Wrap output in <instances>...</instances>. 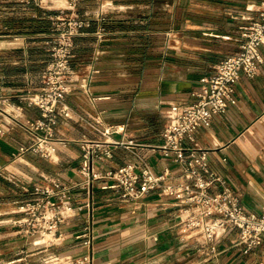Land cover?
Segmentation results:
<instances>
[{"label":"crops","instance_id":"obj_1","mask_svg":"<svg viewBox=\"0 0 264 264\" xmlns=\"http://www.w3.org/2000/svg\"><path fill=\"white\" fill-rule=\"evenodd\" d=\"M0 0V252L4 257L21 250L29 264L54 253L48 264H264V242L245 251L236 228L217 240V251L197 249L201 235L182 225L183 213L175 199L157 188L134 202L112 188L92 187L90 208L64 220L57 243L35 246L16 220L21 200L36 183L50 178L77 177L80 140L106 139L111 156L98 165L111 168L145 159L155 173L164 168L177 182L181 164L159 148L171 103L194 100L199 78L214 64L236 52L240 32L257 14L259 0ZM54 1H57L56 3ZM87 18L74 38L71 78L91 72L88 90L76 86L65 95L68 115H59L54 128L65 143L50 141L46 157L18 146L33 136L22 125L39 115V108L20 100L40 86V70L48 59V33L60 12ZM100 14V16L98 15ZM103 30L98 37L96 30ZM23 34L14 40L11 35ZM255 75L240 72L235 101L195 130V140L208 150V164L221 174L247 209L264 206V46ZM107 95L105 98L97 96ZM19 105L14 110L11 104ZM108 132L103 134V129ZM219 186H213L212 190ZM7 193V195H5ZM77 189L74 201H85ZM10 208L4 209V201ZM1 220V219H0ZM90 223L92 244L77 236ZM88 259L79 262L84 255ZM75 261V263H73Z\"/></svg>","mask_w":264,"mask_h":264},{"label":"built area","instance_id":"obj_2","mask_svg":"<svg viewBox=\"0 0 264 264\" xmlns=\"http://www.w3.org/2000/svg\"><path fill=\"white\" fill-rule=\"evenodd\" d=\"M24 1L45 6L50 0ZM86 22L87 18L73 10L62 11L53 18L47 39L48 59L39 73V89L19 96L20 100L35 104L39 108V115L22 123L33 137L18 146L17 154L31 150L49 157L52 151L50 141L65 143V139L54 134L59 115H68L70 111L65 95L77 85L88 90L91 80V72L76 81L71 78L74 38ZM96 34L102 37V28L96 30ZM25 37L23 34L11 35L14 40H24ZM262 46L264 0H259L256 16L240 32L238 50L220 59L210 72L199 78V87L193 91L194 100L170 104L159 148L163 154L172 156L174 161L181 164V181H165L171 176L170 170L164 168L155 173L143 158L127 161L115 168L99 166V161L111 156L109 141L83 138L80 140L81 158L76 168L77 177L70 181L50 178L47 183H36L30 189L29 196L17 205V211L22 215L16 222L22 232L31 236L37 247L57 243L62 236L59 225L77 211L91 207L92 187L95 181L104 179L109 181L101 183L102 188H112L121 198L134 202L155 188L161 194L173 197L183 213L181 221L184 229L201 235L202 241L197 249L207 255L217 251L218 238L230 228L238 230V242L245 251L264 242V206L261 211L243 206L226 179L210 168L208 150L198 145L194 135L199 125L208 122L214 114L225 112L229 104L235 101V82L240 72L248 76L256 74L263 59ZM105 97L108 96H97ZM5 99L0 97V103ZM11 105L14 110L19 107L14 103ZM2 111L0 107V114ZM107 132V128H104L103 134ZM217 185L219 187L212 190ZM77 189H85V201H74ZM77 236L83 237L82 242L91 246V224L87 223ZM23 252L21 250L14 254L6 263L29 264L27 252ZM54 257V253H49L41 257L40 264H48ZM87 259L88 254L79 262Z\"/></svg>","mask_w":264,"mask_h":264},{"label":"rangeland","instance_id":"obj_3","mask_svg":"<svg viewBox=\"0 0 264 264\" xmlns=\"http://www.w3.org/2000/svg\"><path fill=\"white\" fill-rule=\"evenodd\" d=\"M24 1V0H23ZM55 3L57 2V1H54ZM49 3H51V1H47L46 3H45V5H47V4H49ZM39 6V5H38ZM5 195H7V193H5ZM1 207H3L4 209H6V208H10V204H8L7 202H6V200L4 201V203L3 204H1ZM9 215L8 214H2V215H0V221H1V223H3V224H10V221H9ZM0 249H2V247L0 246ZM24 252H26V251H24ZM23 252V253H24ZM4 254L5 253H2V252H0V264H7L6 263V260L8 259V258H10V257H12L13 255H10V256H6V257H4Z\"/></svg>","mask_w":264,"mask_h":264}]
</instances>
